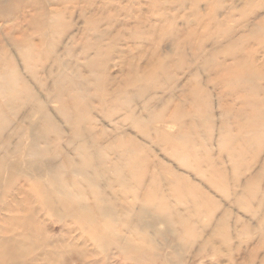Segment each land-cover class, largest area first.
<instances>
[{"label":"rangeland","instance_id":"obj_1","mask_svg":"<svg viewBox=\"0 0 264 264\" xmlns=\"http://www.w3.org/2000/svg\"><path fill=\"white\" fill-rule=\"evenodd\" d=\"M198 2L212 26L152 76L185 28L179 0H0L2 186L32 164L66 202L80 192L125 242L90 244L87 264H264V0L231 17L229 0ZM24 174L0 208L37 184Z\"/></svg>","mask_w":264,"mask_h":264},{"label":"bare ground","instance_id":"obj_2","mask_svg":"<svg viewBox=\"0 0 264 264\" xmlns=\"http://www.w3.org/2000/svg\"><path fill=\"white\" fill-rule=\"evenodd\" d=\"M198 1L199 0H179L178 4L182 6L183 11H187V13H184L185 15H173L174 17L171 23L179 22L183 19L185 28L184 30L178 29V31L176 32L177 34L174 35L173 39H171V37L167 36V33L170 32H167L163 27H160V32H163L164 35L167 36V38L173 41L171 45L172 50L167 54V56L164 57V61H161L160 55L156 53H152L151 56H148V61L145 63L146 65L144 67H141L144 69L143 72L151 69L149 74L153 76L158 72V69L166 68L169 66V63L172 61L173 55H181L182 57H185L186 54L179 49L181 47L180 43L175 44V42L178 41L181 37L183 40L186 38L196 40V38L203 35L202 31H208L209 27L212 26L211 20L216 15H214V12L208 11V15L205 16L202 13L203 11L201 10ZM254 1L255 0H244V8L247 5L250 6L251 4H253ZM229 2H232L230 7L228 8L231 14L233 10L236 11L237 9V0H229ZM231 16L235 15L231 14L230 17ZM229 61L231 60L227 59L226 64ZM233 66L237 67V64L233 63ZM6 75L9 76L10 73H7ZM0 89L2 88L0 87ZM20 165L11 164L9 166L10 169L6 177V183L4 182L5 186H11L16 178V173H20L22 171L23 173H25L24 175L33 176V179L36 178L38 182L37 184H32L33 186L29 185L30 187H32L31 191L25 190L23 185L21 188H17L16 192L22 198V200L18 202L14 199L10 205L12 207H8L7 202L5 204H1L2 207L0 209H3L4 213L5 211L6 213L0 215V264H87L86 259L89 257L90 244L97 246V248L101 249L102 252V248L106 246L118 249L122 248L124 242L122 241V237H119L117 234L113 233L110 230L108 224L105 225L101 222H98L95 214V219H93V214L91 213L93 209L90 208V206H88L83 200L79 199V196L81 195L80 192H77L75 190L72 191V199L74 197L77 200L76 203L70 200L66 202L64 198L60 196L61 194L67 193V191L62 186H58L57 188H54L50 191V189L45 188L42 185L41 180L38 178L42 175L41 169L31 164L26 168L24 167L25 170H27L24 171ZM53 169V167L50 170L47 169L51 177H54V175H52L54 173ZM2 179L3 178L0 176V194L3 195L5 199V197H7V190L5 189V186H2ZM71 204L74 205L70 207ZM108 212L109 211L106 208L102 209L101 211L102 214H108ZM144 213V210L141 211V214ZM48 216H53L57 219L58 222L65 223L63 228L61 229V234L59 236L53 235L48 229V223L46 221V218ZM71 222L76 223L77 226L73 227L69 225ZM135 238L136 237H134V239ZM125 240L128 245L134 247V251L141 250V246H138L137 244L138 242L130 243L129 237H127ZM73 259H75L76 261H74Z\"/></svg>","mask_w":264,"mask_h":264}]
</instances>
